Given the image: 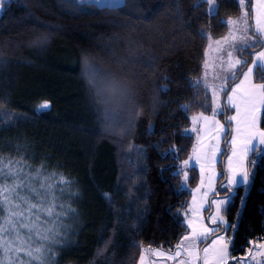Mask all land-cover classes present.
I'll use <instances>...</instances> for the list:
<instances>
[{
    "label": "trees",
    "instance_id": "1",
    "mask_svg": "<svg viewBox=\"0 0 264 264\" xmlns=\"http://www.w3.org/2000/svg\"><path fill=\"white\" fill-rule=\"evenodd\" d=\"M196 5L197 0H127L100 10L75 0L5 2L0 175H9L2 170L10 162L31 177L50 180L49 190L36 192L55 206L53 229L61 235L49 241L43 264H139L144 247L174 250L188 232L184 209L192 191L182 183L183 163L197 145L192 117L214 109L209 89L189 82L203 73L209 36L203 38L201 30L222 37L230 26L221 20L242 11L239 0H219L214 14L209 3ZM41 35L47 42L33 46ZM255 48L244 52L240 73ZM85 57L99 69L101 95L86 83ZM109 90L112 98L101 104ZM45 101L48 107H41ZM117 105L123 107L106 122L104 108ZM230 110L225 104L217 114L227 127L219 183L226 178ZM261 149L249 157V165L258 160L251 184L237 185L226 208L231 263L252 241L264 240ZM187 172L193 189L200 170L192 165Z\"/></svg>",
    "mask_w": 264,
    "mask_h": 264
},
{
    "label": "rangeland",
    "instance_id": "2",
    "mask_svg": "<svg viewBox=\"0 0 264 264\" xmlns=\"http://www.w3.org/2000/svg\"><path fill=\"white\" fill-rule=\"evenodd\" d=\"M8 1V0H6ZM252 0H245L243 4L241 5V13L237 16H232L227 18V20H235L237 17L241 16L242 12H249L251 13L249 17V24L252 25V19H253V13L251 8V2ZM240 2V0H239ZM219 6V0H215V12L217 11ZM214 7L213 2H209V11L212 12V9ZM3 8H0V16L2 14ZM214 12V13H215ZM230 31H232L237 37L244 35L243 32L237 31L238 27H242V25L236 26V25H229ZM205 33L209 36V43L206 49L205 54V62L203 65V73L199 77L193 78V80L200 81V84L203 83L211 92L212 99H213V106L214 108L217 107V104L219 107L217 108V114H220L224 112V106H225V96L229 93L231 87L238 81L241 73L239 70L241 69L242 65L238 67L236 66V76L235 79H228V77L231 75V72L228 70V64L225 62L229 59L227 56V52H231V49L235 48H229L227 45H224L223 47L221 45H217L216 41L219 37H214L209 30H205ZM252 33L249 32L248 35H251ZM229 33L227 34V36ZM244 52L237 51L236 54H232L231 60L232 63L235 62L236 59L244 60ZM239 54V55H237ZM244 58V59H243ZM239 72V73H238ZM227 85V91L222 90V85ZM215 94V95H214ZM215 100V103H214ZM233 110H230L229 117H232ZM204 116L208 114L202 113ZM213 115V114H212ZM200 114H195L193 117H199ZM192 117V118H193ZM219 118V116L217 115ZM232 123V120H231ZM233 126V125H232ZM231 126V131H232ZM191 129H195L196 131V148L194 153L187 158L185 161H188V164L185 165L183 163V169H185V174H187V179H185V174L183 177V188L191 189L192 196L190 198L188 206L184 209V214L186 215H194L195 211V205L199 201L197 193L194 191L195 187L192 189L188 183V172L187 168L189 166L195 165L197 168L201 171L200 176L201 180L209 174L210 172V160H211V140L208 136L209 134L212 135L215 133L216 128L212 127V124L210 121H204L203 119H192V125ZM227 130V127L225 128ZM226 133V131H225ZM232 135V132H231ZM231 135L229 137H231ZM226 140H224L223 149L226 148ZM230 139H229V147H228V153L230 150ZM228 159V157H227ZM184 161V162H185ZM4 164V170L2 171H10L12 175H8L6 173V178H1L0 175V188L4 187H13L14 185L21 184L22 187L15 188L14 192L9 194L8 201H5V196L3 192H0V207L3 208V211H0V228H3L4 231H0V264H43L45 263L47 259V254L49 251L48 243L49 241H45L43 237L48 236L49 230H53V218H56V208L55 206L48 205L45 202H42V200L38 199V196L41 194H37V192L33 193L31 192V189H41V191L49 190L50 187L48 186L50 184V180L48 182L44 179H38L37 176L31 177V175H27L25 172L18 169L17 165H14L10 162L3 163ZM253 166V167H252ZM250 169L248 170L249 176H248V182L246 184L249 185V182L252 177V172L255 171V165L250 164ZM225 169H226V181L232 180L231 173H229V170L227 171V161H225ZM31 173V172H30ZM26 174V175H25ZM32 175H37L35 173H31ZM224 179V180H225ZM223 180V181H224ZM227 183V182H226ZM48 184V185H47ZM240 184V183H239ZM223 184L222 186H224ZM238 185V184H237ZM221 183L218 184L216 188L215 194H213L210 197V203L208 206L207 211L205 212L206 217L214 216L216 215V206L217 202L220 200H225V206L224 208H227V206L230 204V202L233 200V188H227L226 191L225 187H222ZM232 186V185H231ZM223 190L224 193H219V191ZM232 191L230 202H228L227 198L229 197V193ZM218 192V193H217ZM16 194H18L20 197L26 198L24 201L15 199ZM52 197V196H51ZM15 205H20L19 208H16ZM29 205H36L37 207L31 211V214H28V206ZM224 208H221L220 215L223 216L224 220L227 222L226 224L221 223L219 224V228H225L220 233L210 234L207 236L206 239H197L195 241V249H189V250H200L199 254L200 256H203V249L206 247H211V243L214 237H218L219 235H224L227 239L231 240V236L229 235V227L230 222L226 215V210ZM51 210V215L48 214V211ZM23 211L25 212V215L23 218L19 216H13L14 213ZM190 221L194 219L193 216H189ZM6 221H11L12 223L9 224ZM207 223L213 224L210 219H206ZM21 225H27V227H21ZM29 228H33V231H29ZM39 230V237L37 238V231ZM220 231V230H219ZM190 234H186L183 236L179 244L184 241L185 236H189ZM57 238V237H54ZM52 242V241H51ZM191 243V241H184V246L188 247V245ZM264 244L260 240L252 241L251 246L249 247L247 253L251 251L254 255H256V259L262 258L259 253H257L256 248L253 247V245H259ZM40 249L41 251H37ZM176 251V248L174 250L171 249H164L162 247H144L141 257H143V264H179V260L185 259V257L182 255L177 260L169 259L168 257L171 256ZM228 251V260L226 261V264H241L240 261H234L231 263V243L228 245L227 248ZM261 252H264V249L260 250ZM246 253V254H247ZM245 254V255H246ZM211 255V253H210ZM245 255L241 256L244 257ZM141 257L139 260V264H141ZM191 264H202L199 260H193Z\"/></svg>",
    "mask_w": 264,
    "mask_h": 264
},
{
    "label": "snow or ice",
    "instance_id": "3",
    "mask_svg": "<svg viewBox=\"0 0 264 264\" xmlns=\"http://www.w3.org/2000/svg\"><path fill=\"white\" fill-rule=\"evenodd\" d=\"M6 0H0V8H3L5 5ZM200 2L203 3H209L210 0H197V5H199ZM213 2L214 7L212 9V12L214 14L215 12V0H211ZM245 0H240V3L243 4ZM75 3L78 5H95L100 10L103 9L104 6L109 7L110 9L113 7L118 6H124L127 3V0H75ZM251 13L249 12H242L241 16L237 17L235 20H221V23L227 24V25H242V27H238L237 31H241L244 33V35L237 37L232 31L229 32L228 36L223 37L221 40H217L216 44L221 45L222 47L224 45H227L229 48H235L240 52L247 51L249 49L255 48L257 45H260L261 47H264V0H257V7L255 10V24L250 25L249 24V17ZM251 32V35H248V33ZM201 36L203 38H207V34L201 30ZM47 42L46 36H37L31 43L33 46H42L44 43ZM255 56V59L252 61V67H249L246 72H243L242 75L244 76V79L241 80L238 84L235 85L231 89V95L227 97L228 103L231 107L236 109L237 115L232 117H227L229 121L235 120L237 122V128L236 132L238 135L242 137L245 154L248 151H252V149L249 148V145L252 143V141L256 138H259V143L261 145H264V131L260 130L258 127V121H259V112L261 107H264V83L260 84H254L252 83V76L254 69L256 70L257 74H259L260 79L264 80V50H261L259 52L253 53ZM227 56L229 59L225 61L228 64V70L231 72V75L228 77V79H235L236 76V66L242 65L246 63L245 60L236 59L234 63H232L231 57L232 53L227 52ZM83 74L86 79V83L89 87L90 92L93 95H101L103 94L104 88L101 87V81L98 79L99 69H97L94 65L84 64L83 68ZM166 79V78H165ZM190 86L192 87H199L200 81L191 80L190 79ZM113 87H116L115 82L112 83ZM222 90L227 91V85H222ZM162 90L167 91V88L164 87ZM215 95V94H214ZM215 103V100H214ZM41 107H48V102L45 101L41 105ZM123 106L117 105L110 108H104L105 109V120L106 122H111L114 120V117L109 115L110 113H116L118 110H120ZM187 105H182V108L187 111ZM219 105L217 104V107L213 109V118L216 115L217 108ZM203 119L204 121H207L209 117L204 116L202 113L199 117H193L192 119L195 121L197 119ZM131 123V121H129ZM218 123V122H216ZM152 127L151 125L149 126ZM195 130V129H193ZM235 143V138L233 140ZM235 154V153H234ZM261 155H264V149H261ZM243 158H241V165H243ZM185 165L188 164V161L184 162ZM254 165L258 163L257 161H252ZM229 167H232V160L229 159ZM240 175L242 176V179L239 181L240 184H246L248 182V176L249 173L243 169L241 166L240 168ZM9 175H12L10 172ZM179 175V173H177ZM185 179H187V174H185ZM237 183L236 180L229 181L228 185H224L222 187L227 188L229 185H235ZM22 187L21 184L14 185L13 187H4L0 188V192L4 193L5 201H8L9 194L13 193L15 188ZM183 187V185H182ZM33 193L36 192L35 189H31ZM232 193H229V197L227 198L228 202H230ZM15 199H19L24 201L26 198L20 197L18 194H16ZM225 206V200H220L217 202L216 206V215L210 216L209 219L213 224L217 225V228H205L203 231L198 230L195 225H193L191 222H189V227L191 228V235L185 236L184 241H191V243L188 245V247L184 246V241H182L180 244L176 245V251L169 256V259L177 260L182 255L185 257L183 260H179V264H191L193 260H199L202 262V264H226V261L228 260V245L231 243L230 239H227L224 235H219L218 237H214L211 243V247L204 248L203 256H200L199 251L200 250H189V249H195V241L197 239H206L208 235L216 233L218 231V226L221 223L226 224L227 222L224 220L223 216H221L220 210L221 208H224ZM242 206H243V200H242ZM16 208H19L20 205H15ZM36 205H29L28 206V214H31V211L35 209ZM226 210V208H224ZM0 211H3V208L0 207ZM69 211H74L72 209H69ZM242 211V208H241ZM48 214L51 215V210L48 211ZM25 215V212L20 211L13 214V216H19L23 218ZM239 215V213H238ZM7 223L11 224V221H6ZM21 227H27V225H21ZM0 231H4L3 228H0ZM29 231H33V228H29ZM37 231V238L39 237V230ZM61 234L59 232H54L53 230H49V234L46 237H43V239L47 242L52 240L54 237L60 236ZM62 238V237H61ZM138 247V246H137ZM254 248H256L257 253H259L262 257V259L257 260L256 255H254L251 251H249L244 257H237L235 258L237 261H240L241 264H264V252H261V249H264V244L259 245H253ZM37 251H41L38 249ZM211 253V255H210ZM49 255H51V252H49ZM141 264H143V257H141Z\"/></svg>",
    "mask_w": 264,
    "mask_h": 264
},
{
    "label": "crops",
    "instance_id": "4",
    "mask_svg": "<svg viewBox=\"0 0 264 264\" xmlns=\"http://www.w3.org/2000/svg\"><path fill=\"white\" fill-rule=\"evenodd\" d=\"M256 7H257V0H252L251 1V8H252V13H253V19H252V25L253 26L255 24L254 17H255ZM227 34L222 36V37L216 38V39L221 40L223 37L227 36ZM231 50H232V54H236V52L238 51L237 49H231ZM261 50H264V47L260 46L258 48H255L253 50V53L259 52ZM237 55H239V54H237ZM254 59H255V56L253 55L250 62L243 69V72H246L249 67H252V61ZM238 67H240V65H238ZM242 73H241L238 81L233 85V87H235L236 84H238L241 80L244 79V76L242 75ZM255 74H256V70L254 69L253 76H252V83H254V84L263 83V82H259L256 80ZM233 87H231V89ZM231 89H230L229 93L226 94V96H225V99H226L225 104H227L231 108V110H233L232 116H235V115H237L236 109L231 107L228 103V100H227V97L232 94ZM263 110H264V107H261L260 112H259V121H258V127L262 131H264V127L262 126ZM205 116L209 117V119L207 121H210V123L212 124V127L216 128L215 133H213V138H212L211 134L208 135L210 137V140H211L210 172L202 180L200 179L199 184L195 187L194 191L197 193L199 201L195 202V203H197V205H195L196 207H195V211L193 213L194 215H186V213L184 214L185 222L188 226V232L186 234H190L192 231L191 228L189 227V222H191L193 225H195L197 227L198 230H201V231H203L205 228H217L216 224H210V223L206 222L207 217H206L205 212L208 209V206L210 203V197L213 194H215L216 188H217L218 183H219V177H220L219 161L221 159L222 151H223V144H224L223 142H224L225 131H226L225 130L226 123L224 122V120L218 118L217 115H215L214 118H213V115H209V114L205 115ZM216 122H218V123H216ZM232 125H233L232 126V135L229 138L231 146H230L229 153L227 155L228 159L226 157V161H227V171L229 170V173H231V176H232L231 177L232 180H236L237 183L235 185H232V186L229 185L227 188H233V190H235V187L237 186V184L239 185V181L242 179V176L240 175V171H239L241 166L243 167L244 170H246L248 172V170L250 169L249 168L250 167V165H249L250 155L253 153L254 150H256L259 147H263L264 145H261L259 143V138H256L249 145V148L252 149V151H248L245 154V149H244L242 137L240 135H238L236 132L237 122L235 120H232ZM234 138H235V143L233 142ZM241 158H243V161H244L243 165H241ZM229 159L232 160V167L231 168L229 167ZM226 182L224 184L228 185V180ZM227 188H225L226 191L228 190ZM189 216H193L194 219H192L190 221ZM219 230H220V228L218 227L217 232H219ZM213 234H215V233H213ZM260 241L262 243H264V240H260ZM260 259H262V258H258L257 260H260Z\"/></svg>",
    "mask_w": 264,
    "mask_h": 264
},
{
    "label": "clouds",
    "instance_id": "5",
    "mask_svg": "<svg viewBox=\"0 0 264 264\" xmlns=\"http://www.w3.org/2000/svg\"><path fill=\"white\" fill-rule=\"evenodd\" d=\"M84 64L93 65V58H91V57H85L84 60H83V65ZM111 91L112 90H109V95L108 96L102 97L100 99V103L101 104H106V103H108L110 101V99L112 98Z\"/></svg>",
    "mask_w": 264,
    "mask_h": 264
},
{
    "label": "water",
    "instance_id": "6",
    "mask_svg": "<svg viewBox=\"0 0 264 264\" xmlns=\"http://www.w3.org/2000/svg\"><path fill=\"white\" fill-rule=\"evenodd\" d=\"M225 182H226V179H225L224 181H222L221 186H222ZM230 191H231V193H232L233 190H230ZM207 219H209V217H207ZM223 230H225V228H222L221 231H219V232H217V233H220V232H222Z\"/></svg>",
    "mask_w": 264,
    "mask_h": 264
}]
</instances>
